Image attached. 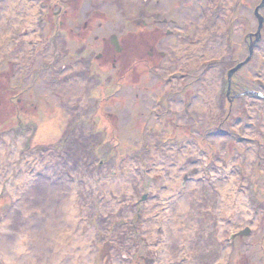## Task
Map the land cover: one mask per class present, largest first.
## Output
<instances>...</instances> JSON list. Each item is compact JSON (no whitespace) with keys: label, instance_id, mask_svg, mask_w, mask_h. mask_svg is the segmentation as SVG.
Masks as SVG:
<instances>
[{"label":"rangeland","instance_id":"rangeland-1","mask_svg":"<svg viewBox=\"0 0 264 264\" xmlns=\"http://www.w3.org/2000/svg\"><path fill=\"white\" fill-rule=\"evenodd\" d=\"M26 1L36 7L38 39H30L27 58L18 54L17 40L29 38L21 35L23 27L12 42L18 45L0 47V264H84L85 255L88 264H183L189 255L193 264H213L231 233L249 223L253 232L236 238L243 242L237 240L233 254L227 248V264L264 263V166H258L264 165V40L234 76L255 94L232 104L226 96V70L247 58L245 36L257 31L254 9L262 0H227V8L225 0H155L165 12L153 10L147 45L129 44L122 53L111 47L103 56L100 41H69L45 24L41 0ZM5 14L2 0L0 23ZM204 31L206 47L173 61V49L183 41L200 45L196 37ZM152 47L164 52L160 66L147 60ZM20 62H26L23 69ZM74 71L86 80L83 102L57 90L61 77ZM252 75L257 79L249 82ZM192 77L198 81L186 111L178 91ZM163 86L166 101L154 100ZM152 110L176 113L181 123L201 122L215 156L181 134L164 136ZM229 127L245 139L241 150L228 138ZM178 179L179 193L169 187ZM51 217L58 228L54 238L67 237L69 245L54 249L56 259L53 249L47 255L32 239ZM169 217L166 225L177 223L184 237L166 260L160 256L164 235L152 239L148 224L154 220L156 230V222Z\"/></svg>","mask_w":264,"mask_h":264},{"label":"flooded vegetation","instance_id":"flooded-vegetation-1","mask_svg":"<svg viewBox=\"0 0 264 264\" xmlns=\"http://www.w3.org/2000/svg\"><path fill=\"white\" fill-rule=\"evenodd\" d=\"M129 2L136 10L127 8V0H41V4H45L42 7L43 12H46L45 18L49 16L45 24L50 23L51 28L56 30L57 34L64 31L69 41L84 42V45H87L90 39L95 42L100 41L99 43L107 46V48L109 45L110 51L111 47L117 51L112 43V36L114 35H117V40L123 51L125 46L129 44L147 45L154 34L155 12L153 10L155 8L159 11L163 10L160 5L155 6L154 0H130ZM115 32H118V34H115ZM250 34L251 32L248 35ZM253 38L250 36L249 38L245 37V41L247 43L254 42V46H257L258 43L264 40V22L258 37ZM25 42L23 41V44ZM89 44L91 43L89 42ZM179 49L173 54L174 56L178 54L177 56L180 57L181 49ZM151 50V59L156 57L154 63H157V58L162 54H159L157 48L152 47ZM104 51H106V48H104ZM67 55H69V52ZM239 87L244 88L240 85L232 87L228 99L231 101L237 99L240 94Z\"/></svg>","mask_w":264,"mask_h":264},{"label":"bare ground","instance_id":"bare-ground-1","mask_svg":"<svg viewBox=\"0 0 264 264\" xmlns=\"http://www.w3.org/2000/svg\"><path fill=\"white\" fill-rule=\"evenodd\" d=\"M127 1H128V5H129V6L127 5V8L129 10H134L135 8L133 6H131V3L129 2L130 0H127ZM1 2H2V0H0V3ZM228 3L229 2L225 3L226 7H228ZM37 4H38V2H37ZM5 8L6 9L8 8L9 14L7 15V17H6V14H5L4 18L6 17L7 20L4 21L3 23L2 22L0 23V33H5V32H7V33H6L5 37L3 38L2 44H0V47L1 48H10V46H12V48H14L13 46L21 44V45H19L20 49H19V53L18 54L22 58H27V54H28V52L30 50V48L27 47V45H31L32 44V43H30V39H34L35 40L37 38L36 33H38L37 32L38 31V23H37L36 17H35V15H36L35 14L36 7H33L27 1L26 2H22V0H5ZM17 14H20V15H17ZM1 19H2V17L0 16V20ZM16 20L19 22V24L17 23L18 26L17 25L14 26L12 24L13 22L15 23ZM20 27H23L21 29V35H24V34L28 35L29 38H26V36H25V38L17 40V41H19L18 44L14 43V45H13L12 42L16 41L15 39L17 37L16 36L17 35V30H20ZM205 35H206V32L204 31V32H201L198 35V37H197L198 39L201 40L200 48H202L204 45H208V41L204 40V36ZM23 41H26V42L23 44ZM197 48L198 47L196 46L194 49H191L190 46H187L186 44H183L180 47V49H181L180 57L182 55H185V54H193L194 52L197 51ZM177 55L175 54V56H177ZM80 79H83V77L81 75H79L78 71H75V72H72V73H69V74H65L64 76L61 77L60 81L57 82V87H58L57 90H58V92L60 94H62L65 98L73 100V101L76 98L77 99H81L82 98V92L84 91V83L86 82V80L84 81V79H83V81H81ZM82 102H83V98H82ZM80 104H83V103H80ZM199 106H202V103H199ZM3 145L5 147L6 144L3 143ZM182 157H183V154L181 152L179 159L182 158ZM179 159H178V163H180ZM1 178H3V177H1ZM179 184H180V180L178 179V180H176L175 184H173V182H170L169 187L172 186L171 188L175 189V191L178 192ZM184 194H182V195H184ZM44 202H47V201H44ZM178 207L183 210L184 202L183 201H181V203L179 202L178 203ZM247 212L249 214H251L252 210L249 209V210H247ZM66 218H68V217H66ZM171 218L172 217H169L168 219L165 218V221H164L165 222V224H164V226H165V228H164V247L160 249L161 258L162 259L166 258V260H168L169 258H171L174 255V253L176 251L175 249L178 247L177 246V241H178V243H180L179 247H180V245H182L181 244L182 233H181L180 226L177 225V223L174 226H172L171 228L168 225H166L167 222ZM243 218L246 220V219H249L250 217H243ZM51 219H53V221H51ZM150 219H154V218L151 217ZM69 220H68V222H70ZM187 221L190 224H193V220H187ZM41 225H42V223H41ZM148 225L151 226L150 227V231H152V233H153V234H151V238L152 239L153 238L154 239L157 238V235H158V231H157L158 230V221L156 222V230L153 229L154 228V226H153L154 225V220H151ZM203 227H204L203 224L199 225V229H203ZM42 228H43V231H42V229H40V231L37 234H34L32 236V239L34 240V243H35L37 248L43 249V252H46L47 255H50L49 251H51V250L49 248H51L53 250L54 249L55 250L56 249H58V250L60 249L61 251L68 248L69 245L67 246V244H68L67 237L62 238V236H60V238H59L60 240H59V239L54 238V236H53V235L56 234V230L58 231V228L56 226L54 217H51L46 222H43V227ZM172 228H173V230H172ZM153 231L156 232V237L154 236V232ZM73 232L76 233L75 225L73 227ZM43 233L46 234V236L44 235L45 237L49 238V240H46V242H44V240H42L43 237H41V235ZM80 235H82V233ZM70 240H71V238H69V241ZM78 240H79V244L81 246H85V240H83V239H78ZM172 244L174 246L173 249L171 247ZM74 249L76 250L75 247H74ZM226 250H228V249L227 248L225 249V251L223 253L224 255L222 256L221 259H219L220 261H219L218 264H226L227 263V261H226V252L227 251ZM37 251H38V249H37ZM57 253L58 252L55 253L56 255L54 254V258L55 259L58 256ZM63 253H65V251ZM76 253L79 254L78 252H76ZM172 253H173V255H172ZM178 254H179L180 261L182 262L183 261L182 260V255H184V254H182V247L177 252V256H178ZM188 258L189 259L186 262H182V263L183 264H193V260L191 259L190 255L188 256ZM45 260H47V259H45ZM80 260H79V262H82V260L81 261ZM83 263L84 264H88V257L86 255L84 256Z\"/></svg>","mask_w":264,"mask_h":264},{"label":"water","instance_id":"water-1","mask_svg":"<svg viewBox=\"0 0 264 264\" xmlns=\"http://www.w3.org/2000/svg\"><path fill=\"white\" fill-rule=\"evenodd\" d=\"M262 6H264V0H263V2H262V4L258 7V9H257V15L259 16V18H260V20H261V23H262V17L259 15V12H258V10H259V8H261Z\"/></svg>","mask_w":264,"mask_h":264}]
</instances>
